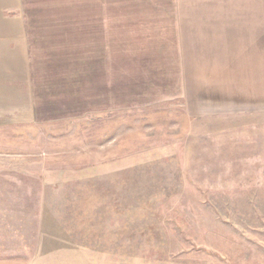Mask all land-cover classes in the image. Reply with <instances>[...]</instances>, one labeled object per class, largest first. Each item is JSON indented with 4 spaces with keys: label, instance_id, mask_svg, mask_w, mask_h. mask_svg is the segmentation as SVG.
<instances>
[{
    "label": "rangeland",
    "instance_id": "374dc122",
    "mask_svg": "<svg viewBox=\"0 0 264 264\" xmlns=\"http://www.w3.org/2000/svg\"><path fill=\"white\" fill-rule=\"evenodd\" d=\"M203 3L23 0L26 25H54L38 43L54 121L0 129V264H264V112L139 106L158 55L134 38L168 28L124 14Z\"/></svg>",
    "mask_w": 264,
    "mask_h": 264
},
{
    "label": "crops",
    "instance_id": "0c3cea01",
    "mask_svg": "<svg viewBox=\"0 0 264 264\" xmlns=\"http://www.w3.org/2000/svg\"><path fill=\"white\" fill-rule=\"evenodd\" d=\"M206 1L198 8H174L169 16L165 10H143L141 16L124 14L142 18L139 21L153 29L162 28L163 23L168 28L134 38L143 41L144 47L151 45L153 52L159 51L151 52L158 59L146 60L149 69L141 80L143 93L157 99L137 105L148 107L177 99L190 116L264 112V8L257 7L256 0L255 4L252 0ZM35 11L33 16L49 15ZM24 16L23 0H0L1 130L31 129L54 121V115L40 114V104L47 105L48 90L41 100L38 92V43L52 41L46 30L52 33L49 29L54 25L43 24L39 31L38 25H26ZM78 16L103 15L80 12ZM169 87L170 94L166 92ZM127 108L112 106L110 110Z\"/></svg>",
    "mask_w": 264,
    "mask_h": 264
}]
</instances>
